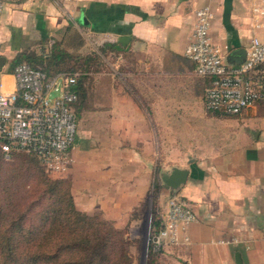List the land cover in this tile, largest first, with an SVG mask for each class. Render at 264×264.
Returning a JSON list of instances; mask_svg holds the SVG:
<instances>
[{"label":"crops","instance_id":"0c3cea01","mask_svg":"<svg viewBox=\"0 0 264 264\" xmlns=\"http://www.w3.org/2000/svg\"><path fill=\"white\" fill-rule=\"evenodd\" d=\"M253 2L264 6V0H78L69 4L75 22L52 0H10L2 12L4 91L15 86V56L33 46H120L109 50L112 71L83 82L67 177L79 209L101 210L118 223L139 209L161 169L187 167L174 193L198 219L187 226L188 243L166 245L159 264H237L236 253L241 264H264V99L231 115L207 109L208 79L194 73L184 53L194 11L206 4L215 13L211 38L225 52L247 47ZM257 33L264 39V29ZM121 34L129 35L124 43ZM172 193L159 192L158 207Z\"/></svg>","mask_w":264,"mask_h":264},{"label":"built area","instance_id":"2783aa9c","mask_svg":"<svg viewBox=\"0 0 264 264\" xmlns=\"http://www.w3.org/2000/svg\"><path fill=\"white\" fill-rule=\"evenodd\" d=\"M10 0H0L2 12ZM75 22L69 8L78 0H52ZM195 22L185 55L193 61L194 73L208 79L204 88L207 109L231 115L239 113L264 99V39L258 31L264 29V6L253 2L250 7L251 32L246 58L240 64L225 61V50L210 35L215 15L210 5L195 9ZM13 90L0 88V150L5 158L12 151L34 153L46 172L61 176L69 170V148L77 133V114L73 108L78 100L76 81L80 71L45 69L22 60L12 71ZM160 225L149 222L146 252L161 251L166 245L188 243L187 226L198 217L190 205L176 193L168 196L159 208ZM237 238H221L220 243H232Z\"/></svg>","mask_w":264,"mask_h":264},{"label":"trees","instance_id":"16d2710c","mask_svg":"<svg viewBox=\"0 0 264 264\" xmlns=\"http://www.w3.org/2000/svg\"><path fill=\"white\" fill-rule=\"evenodd\" d=\"M58 46L54 44L49 56L19 52L15 61H29L48 73L80 70L75 87L82 101L86 73L101 54L68 50L66 56ZM110 49L119 52L120 46H101L102 53ZM77 103L76 111L81 107ZM12 155L16 159H5L0 150V264H133L131 240L124 229L101 210L79 209L69 177L46 172L34 153L12 151ZM160 221L154 209L151 223L158 226ZM147 253L146 264H159L161 251L149 248Z\"/></svg>","mask_w":264,"mask_h":264},{"label":"rangeland","instance_id":"374dc122","mask_svg":"<svg viewBox=\"0 0 264 264\" xmlns=\"http://www.w3.org/2000/svg\"><path fill=\"white\" fill-rule=\"evenodd\" d=\"M79 34V32H76ZM74 32V39H76L77 34ZM77 40V39H76ZM50 41V39H49ZM48 41V42H49ZM59 43V42H56ZM55 43L53 41L51 43L45 42L44 45L40 46H33L29 52L34 51L36 53H42L43 55L49 56L51 55V52L55 49L54 46ZM59 51L61 52V55H66L68 53V49L72 52H78L85 54V53H92V52H101V47L97 46H87L86 49L78 50L76 46L65 48L64 45H60ZM58 46V47H59ZM100 54V53H99ZM107 57H102L100 55V59L96 61L95 63L90 65L89 72H87V76H93V73H96L97 71H112V54L110 51H107L105 53ZM111 55V56H110ZM68 61L71 63V60L68 59ZM53 67V65L51 66ZM80 71V70H77ZM81 72V71H80ZM75 103V102H74ZM76 103L73 104V108H76ZM75 112L77 114V111L75 109ZM17 156L12 155L10 158L5 159H16ZM46 171V170H45ZM50 174V173H49ZM52 176H57V174H51ZM67 176L66 174H63ZM164 184L160 181L158 174L155 175L154 181L152 183V186L148 189L147 194L144 198V200L141 203V206L138 207L139 209H135L131 213L128 214V216L124 217L122 221H119L116 225L120 228L124 229L126 232V235H128L129 239L131 240V243L129 245V250L132 254L133 258V264H146L147 262V252H146V241H145V233L148 227L149 222H151L153 211L158 210V204H159V192L164 190ZM102 215L107 217L105 214Z\"/></svg>","mask_w":264,"mask_h":264},{"label":"water","instance_id":"95a60500","mask_svg":"<svg viewBox=\"0 0 264 264\" xmlns=\"http://www.w3.org/2000/svg\"><path fill=\"white\" fill-rule=\"evenodd\" d=\"M129 35L121 34L118 36L117 40L124 43ZM246 47L239 46L235 47L225 53L224 59L229 64H240L246 58ZM189 169L187 167L179 165H171L167 169H161L158 172V177L160 181L164 184L170 192H177L181 186L185 183L188 176ZM235 262L241 264L239 254H235Z\"/></svg>","mask_w":264,"mask_h":264}]
</instances>
